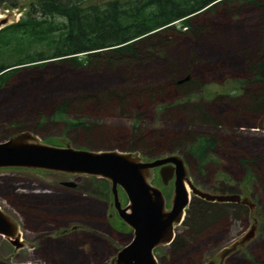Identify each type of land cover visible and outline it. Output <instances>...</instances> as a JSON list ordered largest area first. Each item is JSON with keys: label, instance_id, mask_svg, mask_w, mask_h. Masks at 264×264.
Masks as SVG:
<instances>
[{"label": "rangeland", "instance_id": "rangeland-1", "mask_svg": "<svg viewBox=\"0 0 264 264\" xmlns=\"http://www.w3.org/2000/svg\"><path fill=\"white\" fill-rule=\"evenodd\" d=\"M259 1L262 2L259 9L248 7L239 15L199 16L192 23H206L211 31L205 32L202 38L179 36L185 29L174 23L172 30L163 33L173 36L174 41L163 49H156L150 62L141 66L126 68L116 65L101 67L97 71L51 65L31 80L19 77L10 81L16 88L7 85L0 90V142L15 135L9 129L11 118L26 128L21 132L28 133L27 142L68 146L76 150H86L89 145L95 149L92 151H120L128 147L132 136L138 139L136 149L139 150L143 148L140 138L151 142L154 135L215 137L217 143L210 149L209 162L202 166H196L192 156H186L182 147L170 154L186 160L187 178L200 191L212 195H238L241 199L246 198L251 207L242 206L245 216L231 214L233 208L229 207L226 220L211 233L202 234L205 229L216 226L215 221L199 230L198 236L183 237L187 230L183 225L175 227L174 234L183 237V248L190 247L186 261L193 258L203 264L205 260L214 259L221 248L239 239L254 219L257 221L254 237L233 256L239 264H264V115L252 119L242 112L241 117L233 118L230 116L233 101L228 97L239 95L244 86L247 77L245 58L264 64V0ZM21 4L22 10L14 9L9 13L22 15L27 9V1L23 0ZM5 10L0 8V14ZM223 12V9L217 10L218 14ZM15 15L11 22L18 20L19 16ZM245 17L250 19L252 26L249 28L242 24ZM192 58L197 65L188 67L190 76L197 82H183L184 78L174 82L176 87L187 89L186 94L180 95L170 88L153 100H128L123 109L116 108L115 102L108 107H87L83 118L77 117L83 124L78 130H68L62 122L53 124L48 120L51 106L64 95L116 89L127 80L142 89L157 86L165 82L166 72L172 66L186 70L187 62ZM253 87L252 84L249 86L246 95L257 101L264 96V91L252 93ZM116 94L127 97L125 91H116ZM218 96L222 98L215 99ZM238 101L244 107L245 100L238 98ZM175 105L181 106L185 115L193 113L197 119H203L204 115L210 121L188 125L184 116L179 114L171 121L169 116L175 109L170 107ZM67 119H73V115H67ZM159 148L154 147V150ZM127 153L138 154L145 161L168 155L155 151L153 157L147 158L138 150ZM244 161L252 177L245 176L244 167L240 165ZM65 181L74 183V188L60 186ZM149 183L160 190L168 209L172 184L162 185L156 170L150 172ZM0 194L6 199L0 195V208L17 223L20 234L17 248L0 237V264H110L117 250L130 239V230L111 207L110 185L103 179L2 168ZM118 201L121 207L127 204L119 189ZM26 205L35 211L30 217L23 215ZM47 216L56 219L39 223ZM169 248L170 245L155 248L153 255L158 264H170L173 257ZM181 253L180 250L177 252L176 259Z\"/></svg>", "mask_w": 264, "mask_h": 264}, {"label": "trees", "instance_id": "trees-1", "mask_svg": "<svg viewBox=\"0 0 264 264\" xmlns=\"http://www.w3.org/2000/svg\"><path fill=\"white\" fill-rule=\"evenodd\" d=\"M22 1L0 0V8L8 11L22 10ZM26 1L27 9L20 15L18 20L0 29V90L7 85H11L14 89L16 85L9 83L10 81L13 82L19 77L31 80L51 65L94 70L101 67L111 68L116 65L126 68L141 66L150 62L156 53V49H163L174 41L173 36L169 37L163 34L172 30L174 23H179L185 29L182 33L177 31L179 36L186 35L189 38L198 39L202 38L205 32H211L206 23H192L199 16H233L239 15L245 8L259 9L262 6V2L259 0ZM218 9H223V14H218ZM262 11H264V7H262ZM249 20L245 17L242 21L245 28L252 26ZM232 29L235 28H229V30ZM193 60L192 58L187 62L186 70L172 66L166 72L165 82L157 86L142 89L135 82L127 80L125 84L116 89L104 88L93 94L74 92L64 95L51 106L48 120L53 124L62 122L68 130H78L83 127V124L77 117L83 118V115H85L84 109L87 107H108L115 102L116 108L123 109L128 100H141L142 98L153 100L156 95L163 94L165 91H169L170 88L175 89L180 95L186 94L187 89L176 87L174 82L183 78H187L183 82L189 80L197 82L190 76L189 67L197 65ZM245 63L247 65V77L240 94L232 97L228 96L233 101L230 116L239 118L243 115V112L244 115L254 119L261 114L264 115V96H260L259 100L253 101L251 97H247L246 91L251 84L254 85L251 89L252 93L257 94L264 91V64L256 62V59H250V57L245 58ZM116 91H125L127 97H119ZM222 96L215 99L219 100ZM237 97L245 100L244 107L240 106L241 103ZM236 98L237 100H232ZM180 107L178 105L170 107L175 109V112L169 116L171 121L176 114L184 116L183 118L188 125L206 124L210 121L204 115L203 119H197L193 113V115H185ZM167 109L166 112H168ZM70 114L73 115V119H67V115ZM8 123L12 134L26 129L13 118ZM84 129L89 131L88 127ZM4 134H7V132ZM171 135L174 136L170 137ZM171 135H154L151 142L146 139L142 140L139 137L143 146L140 150L136 149L138 139L136 136H132L128 147L120 151L133 152L138 150L149 158L153 157L155 151H159V154H166L182 147L186 156H192L196 166H202L209 162L210 149L217 143L215 137ZM7 136L5 135V137ZM155 142L159 144L164 142L165 145H159ZM154 147L160 148L154 150ZM85 148L95 150L89 145ZM185 163L187 165L186 160ZM245 164L247 162H240L246 172L245 176L252 177L251 170L249 167L246 168ZM250 167L252 169V166ZM0 195L1 198L5 199L2 194ZM12 208L20 213V210L17 211L15 206ZM30 208L32 207L26 205L23 215L30 217L35 212ZM227 208L229 207L225 205L207 204L203 201L191 199L182 222V225L187 229L183 237L188 236L191 238L193 235H197L199 230L214 221L217 225L205 229L202 234L219 229L221 226L218 228V225L226 220ZM241 208H233L234 213L231 214L245 216V212ZM55 219L47 216L39 220V223L53 222ZM183 237L176 235L170 245L169 253L173 257L170 264H198L193 258L186 261L187 254L190 253V247L183 248L185 246ZM179 250L182 253L176 259ZM159 260L164 262L162 258ZM230 264H239V262L237 263V260H234Z\"/></svg>", "mask_w": 264, "mask_h": 264}, {"label": "water", "instance_id": "water-1", "mask_svg": "<svg viewBox=\"0 0 264 264\" xmlns=\"http://www.w3.org/2000/svg\"><path fill=\"white\" fill-rule=\"evenodd\" d=\"M0 16V29L16 22H11L14 14L9 11L5 10ZM27 139L28 133L21 132L0 142V169L21 168L83 175L109 183L111 207L117 218L130 230L129 241L117 250L110 264H157L154 249L171 243L174 228L182 224L191 198L212 204L235 203L251 207L246 198L241 199L238 195H212L197 189L188 180L182 160L175 155L145 161L133 153L76 150L68 146L27 142ZM153 170H157L162 185L173 177L168 209L160 190L149 183ZM60 186L74 188L75 184L65 181ZM118 189L127 201L124 207L118 201ZM256 226L257 221L253 219L239 239L221 248L215 259L205 260L203 264H223L227 256L254 237ZM19 235L17 223L0 209V237L17 248L20 246Z\"/></svg>", "mask_w": 264, "mask_h": 264}, {"label": "flooded vegetation", "instance_id": "flooded-vegetation-1", "mask_svg": "<svg viewBox=\"0 0 264 264\" xmlns=\"http://www.w3.org/2000/svg\"><path fill=\"white\" fill-rule=\"evenodd\" d=\"M166 154H168V155H165V156H170V155H173V154H170V153H166ZM176 156V155H175ZM178 157V156H177ZM158 158H160V157H158ZM182 160V162H183V164H184V166H185V168H187L186 167V164H185V162H184V160L183 159H181ZM172 168V167H171ZM187 170H188V168L186 169V174H187ZM157 171V170H156ZM170 173H171V169H170ZM172 182H173V177H172V179L168 182L169 184L171 183L172 184ZM62 183V182H61ZM226 195H231V194H226ZM198 200H200V199H198ZM200 201H202V200H200ZM204 202V201H203ZM205 203H207V202H205ZM207 204H212V203H207ZM218 205H225V206H228V207H232V208H235V207H242L241 205H239V204H218ZM1 209V208H0ZM226 210H228V208L226 209ZM232 210V213H233V209H231ZM1 211L2 212H4L2 209H1ZM5 213V212H4ZM8 215V214H7ZM10 216V215H9ZM182 225V224H181ZM174 237H175V234H174ZM174 237H173V239H174ZM173 239H172V241H173ZM172 241H171V243H172ZM171 243L169 244V245H171ZM236 252H234V253H232V254H230L229 256H227L225 259H224V261H223V264H230V263H232L233 261H234V258H235V256H233L234 254H235ZM216 255V254H215ZM215 259V258H214ZM231 259H233V260H231ZM212 260V259H211ZM205 262V261H204ZM158 264V263H157Z\"/></svg>", "mask_w": 264, "mask_h": 264}, {"label": "bare ground", "instance_id": "bare-ground-1", "mask_svg": "<svg viewBox=\"0 0 264 264\" xmlns=\"http://www.w3.org/2000/svg\"><path fill=\"white\" fill-rule=\"evenodd\" d=\"M1 15V14H0ZM15 15V14H14ZM18 15H15V17H17ZM1 17V16H0Z\"/></svg>", "mask_w": 264, "mask_h": 264}]
</instances>
